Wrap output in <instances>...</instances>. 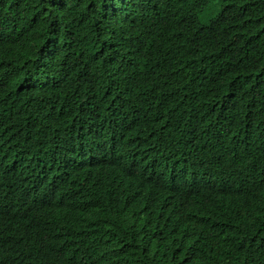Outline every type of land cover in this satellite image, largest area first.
<instances>
[{"label":"trees","instance_id":"1","mask_svg":"<svg viewBox=\"0 0 264 264\" xmlns=\"http://www.w3.org/2000/svg\"><path fill=\"white\" fill-rule=\"evenodd\" d=\"M130 2L133 11L126 0H0V190L16 175H48L91 204L80 176L116 187L112 214L90 219L71 194L48 218L1 216L0 264H264V0ZM118 78L148 124L114 148L119 157L67 149L68 127L44 115L73 93L56 86L78 82L100 101ZM158 121L181 141L177 171L145 147ZM251 134L249 150L230 149ZM237 153L252 162L240 167L245 185L227 177ZM56 166L73 177L52 175ZM174 179L183 197L202 200L170 199Z\"/></svg>","mask_w":264,"mask_h":264},{"label":"clouds","instance_id":"2","mask_svg":"<svg viewBox=\"0 0 264 264\" xmlns=\"http://www.w3.org/2000/svg\"><path fill=\"white\" fill-rule=\"evenodd\" d=\"M127 9L133 11L131 7L134 5L130 0H126ZM209 12H216L210 7ZM138 13V12H136ZM131 13L130 15L136 14ZM158 22V19H155ZM166 22H170V31L172 33L179 30L178 23L171 16L166 18ZM172 37V36H171ZM166 38H170L167 37ZM122 78H126L122 77ZM122 78L111 81V89L104 90L99 101L98 95L90 88L85 89L78 82H64L61 86H56L58 91L72 89V95L67 99H55L51 103L52 113H44L54 124L64 125L68 127V145L67 149H76L78 145H88L98 150L99 156L119 157L122 152L114 149L122 144L123 141L130 142L134 135L141 132L142 128L147 125V120L141 118V115L134 114V106L128 101L130 96L127 92L117 91ZM132 80L134 77L132 76ZM262 104L264 105L263 100ZM64 107L63 115L60 116L59 110ZM148 113V111L146 110ZM101 116L102 124L99 131L94 130V123L98 116ZM149 114V113H148ZM259 124L261 121L257 119ZM264 123V121H262ZM37 125V123H36ZM46 125V124H45ZM156 127V135L151 139L150 146L155 147L157 152L165 158L163 165L168 166L167 171H177L183 163L185 152L175 158V149L180 145L178 135H176L169 123L158 121ZM92 128V129H91ZM256 139L255 134L246 135L240 141H235L231 146L236 148L250 149L254 145ZM98 141V143H97ZM65 145V146H66ZM62 148V150L65 148ZM229 149V150H230ZM237 164L227 172V177H242L245 185V177L241 171V166L249 168L252 163L243 164L237 153ZM260 164L264 167V158L260 159ZM56 172L52 175L67 180L73 177V167L62 169L64 166H56ZM62 171H65L64 173ZM85 175L80 176L86 183L87 188L95 193V200L88 204L82 189L67 187L64 184L53 182L48 175L37 177L31 174L16 175L7 179L3 190H0V217L22 216L26 220L31 218L35 213H44L46 218L52 215L59 206V196H67L74 194L79 200L92 219L99 212H108L112 214V210L116 200V189L114 183L106 176L104 184L94 185L95 179L87 181ZM264 182V171L261 173ZM183 181L180 179L171 180L166 188V194L170 199L176 196V201L183 206L200 202L202 199L185 198L180 194V187Z\"/></svg>","mask_w":264,"mask_h":264}]
</instances>
